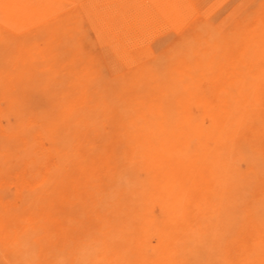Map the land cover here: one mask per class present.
Returning a JSON list of instances; mask_svg holds the SVG:
<instances>
[{
	"label": "rangeland",
	"instance_id": "rangeland-1",
	"mask_svg": "<svg viewBox=\"0 0 264 264\" xmlns=\"http://www.w3.org/2000/svg\"><path fill=\"white\" fill-rule=\"evenodd\" d=\"M0 264H264V0H0Z\"/></svg>",
	"mask_w": 264,
	"mask_h": 264
},
{
	"label": "bare ground",
	"instance_id": "bare-ground-1",
	"mask_svg": "<svg viewBox=\"0 0 264 264\" xmlns=\"http://www.w3.org/2000/svg\"><path fill=\"white\" fill-rule=\"evenodd\" d=\"M174 164V163H173ZM167 170H168V168H167ZM180 172V171H179ZM172 174V173H171ZM179 174V173H178ZM202 180V179H201ZM203 182V181H202Z\"/></svg>",
	"mask_w": 264,
	"mask_h": 264
}]
</instances>
